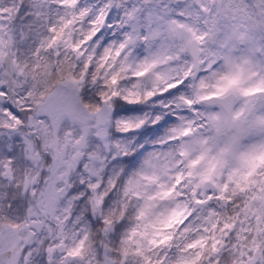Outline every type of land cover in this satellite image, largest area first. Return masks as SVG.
Listing matches in <instances>:
<instances>
[{"label": "snow or ice", "instance_id": "snow-or-ice-1", "mask_svg": "<svg viewBox=\"0 0 264 264\" xmlns=\"http://www.w3.org/2000/svg\"><path fill=\"white\" fill-rule=\"evenodd\" d=\"M0 264H264V0H0Z\"/></svg>", "mask_w": 264, "mask_h": 264}]
</instances>
